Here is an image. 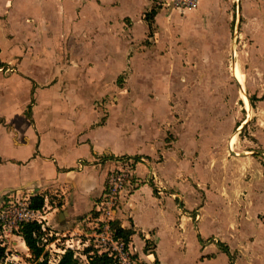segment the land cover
<instances>
[{
	"label": "rangeland",
	"instance_id": "1",
	"mask_svg": "<svg viewBox=\"0 0 264 264\" xmlns=\"http://www.w3.org/2000/svg\"><path fill=\"white\" fill-rule=\"evenodd\" d=\"M38 1L31 3L29 12L18 11L16 16L33 17L35 7L42 12L41 17L54 13L46 21L51 34L64 36L58 39L59 51L63 52L60 53L64 54L69 45L67 54L77 57L81 64L73 69L75 72L69 74L67 81L78 82L76 94L82 100L68 103L74 91L69 93L65 84H71L69 87L73 89V83L66 81L57 88L63 70L49 84H38L39 88L33 90L49 91L52 87L53 93H58V100L49 107L46 105V109L88 116L84 129L107 127L97 137V145L101 146L107 139L111 147L124 148L125 153L111 159L102 154L100 161L107 163L105 178L120 163L124 164V158L131 157L135 170L137 166L145 170L143 158L154 168L164 188L162 192L165 188L177 191L183 207L191 211L201 209L200 224L206 222L208 229L205 241L213 242L229 254L219 259L209 258L203 264H264V72L257 70L259 55H254L257 43L252 37V25L243 20L248 17L244 11L235 44V52L241 56L243 83L232 73L230 59L238 0H231L227 19L219 16L210 27L201 13L196 14V8L172 10L168 0H125L113 6L111 0H70L73 7L61 4L64 0ZM253 2L252 14L260 26L256 37L260 38L261 34L264 39V0ZM152 9L157 13L146 18ZM64 10L72 13L63 14ZM122 13L132 17L139 35H133L132 23L125 17L121 18L124 23L120 22L127 34L111 41V25L117 26L111 23V16ZM35 26L39 28L38 23ZM128 26H131L129 31ZM118 28L114 31L123 32L119 25ZM125 44L129 53L140 55L138 66L131 63L124 70L111 71V46L116 50ZM12 61L15 58L0 60V66L5 68ZM240 91L246 95L249 107L240 98ZM60 93L64 94L62 98ZM34 102L26 104L27 113H34ZM243 119L246 121L236 131ZM234 132L244 154H236L230 148ZM240 163L245 167L240 169ZM249 164L255 168L247 167ZM84 169L83 166L78 170ZM225 172L227 180L223 182ZM93 173L100 176L98 166ZM30 174L34 175L31 172L27 175ZM139 178L138 184L146 183L143 177ZM97 185L98 182H90L85 186L97 193ZM150 186L159 192L156 185ZM62 190L54 185L42 187L41 192L49 197L45 209L65 200L68 191ZM140 193L146 197L142 200L144 205L152 208L145 192ZM236 193L240 198L234 199ZM88 221L94 222L92 218ZM90 225L83 222L78 229L88 230ZM1 234L6 260L29 264L34 259L19 228L5 226ZM44 244L43 257L52 260L58 242L48 237ZM187 244L188 257L192 258L196 245L192 241ZM75 260L81 262L80 257Z\"/></svg>",
	"mask_w": 264,
	"mask_h": 264
},
{
	"label": "crops",
	"instance_id": "2",
	"mask_svg": "<svg viewBox=\"0 0 264 264\" xmlns=\"http://www.w3.org/2000/svg\"><path fill=\"white\" fill-rule=\"evenodd\" d=\"M120 1L125 0H111V6L120 4ZM34 2L39 1L0 0V60L15 58L9 66L5 68L0 66V194L6 189L19 188L24 190L20 193L30 196L32 193L25 191L36 185H39L36 193H43L41 191L44 185L58 186L63 189L62 191H68L67 196L65 200H61V203L58 200V203L45 215L47 228L60 233L87 232L90 230V224L93 223H89L88 220L92 218L94 221L97 215L94 201L102 192L106 176L107 163L100 161V158L104 154L111 159L125 152L124 148L111 147L107 139L98 146L97 137L103 130H107V127L97 125L84 129V125L89 120L88 116H77L70 114L71 112L61 114L46 109V105L49 107L58 100V93H53L52 87L49 91H34L35 88H39L38 84H49V81L63 70L57 80L59 82L57 88H60L69 78V74H74L73 69L80 68L81 65L77 57L67 54L69 45L65 48L66 54L60 53L62 51H59L58 39L64 36L51 34L46 21L53 17L54 13L49 14L47 18L41 17L42 12L35 7L33 17L23 14L20 19L17 18L18 11L29 12L31 3ZM230 2L231 0H198L194 10L196 14H202L205 24L210 27L219 16L227 19L226 10L230 7ZM237 3H240V15L244 11L248 15L247 20L243 18L244 22L252 25V37L254 43H257L254 55H259L257 70L264 72V39L261 34L260 38L256 37L260 26L252 14L254 2L238 0ZM61 4L73 7L70 0H64ZM72 10L69 12L72 13ZM140 10L141 8L138 12ZM69 12L64 10L63 14ZM237 14L238 6L236 17ZM125 17H129V23H132L133 35H139L135 32L132 17L122 13L115 17L111 16V23L117 24V26L111 25V41L121 39L127 34L124 28L121 29V22L124 23L122 19ZM139 21L142 19L139 18ZM36 23L39 24V28L35 26ZM118 25L123 32L114 31L119 29ZM131 26H128V31ZM139 56L129 53L126 44L116 50L111 46V71L124 70L130 67L131 63L137 67L140 62ZM67 82L73 83L74 91L70 94L72 99L66 95L70 101L68 103L81 101V97L76 94L78 82ZM69 86L65 84L66 88ZM62 96L64 94L60 93L61 98ZM33 100H36L33 105L34 113H27L25 106ZM90 122L92 123L91 120ZM82 148L85 150H81ZM81 157L86 159V162L79 166L78 159ZM83 166L84 170H78ZM95 166H98L100 176L93 173ZM136 170L139 177L145 174L142 166H137ZM28 172L34 175H27ZM37 174L40 176L36 177ZM89 181L98 182L97 193H93L91 188L85 186L89 185ZM139 182L140 180L134 184L131 191L122 192L121 201L114 213V219H118L122 227H129L133 231L129 248L137 262L151 264L156 259L157 264H203L209 258L219 259L222 255H229L213 242L205 241L208 229L206 222H201L202 226L200 224L203 217L200 209L202 207L199 208L200 210L191 211V208L181 205L180 194L177 191L173 192L165 188L166 191L162 193L155 192L146 181L141 184H138ZM141 191H144L152 201V208L146 207L142 202L146 197L141 196ZM47 198L49 197L46 196L44 200L46 204H48ZM64 207L66 210H62ZM63 211L66 213L62 214ZM140 211H143V214ZM83 222L90 225L88 230L78 229ZM53 238L55 239V236ZM146 240L150 242L147 249H145ZM189 241L196 245V249L192 251V258L188 257L187 242Z\"/></svg>",
	"mask_w": 264,
	"mask_h": 264
},
{
	"label": "built area",
	"instance_id": "3",
	"mask_svg": "<svg viewBox=\"0 0 264 264\" xmlns=\"http://www.w3.org/2000/svg\"><path fill=\"white\" fill-rule=\"evenodd\" d=\"M167 5L171 9L185 10L193 9L198 5V0H168ZM131 157L123 163L119 164V168L111 170L110 174L104 179V186L101 194L94 201V210L97 212L94 222L90 226V230L87 232H53L49 227L47 228L45 215L51 208L45 202L42 209L33 208L31 206L30 196L27 194L19 195L20 192H11V194L0 202V237H3L1 230H5V226L9 228H19L22 223L28 221H35L40 225L38 232L33 233V239L35 241H47L48 237L55 236V240L58 242L55 255L50 262H57L60 255L66 250L72 252L73 259L80 257L82 264H90L93 257L99 253H106L110 257V261L107 264H137L135 257L129 248V243L125 242L118 236L114 227L110 225V222L114 219V213L119 206L123 191H131L134 184H136L140 178L134 167L131 166ZM138 162L134 160V163ZM142 162L145 166V175L140 176L141 179H145L150 185H156L157 190L162 192L163 188L160 186L159 178L152 168V166L142 158ZM139 163V162H138ZM41 235V236H40ZM6 236V235H5ZM4 236V237H5ZM84 237V240H82ZM93 242V243H91ZM4 241L0 238V246H4ZM94 249H90L91 247ZM88 252H85L84 250ZM7 251L4 252V260L6 261ZM43 250H41L40 258L44 256ZM82 257L84 260H81ZM12 261V260H11Z\"/></svg>",
	"mask_w": 264,
	"mask_h": 264
},
{
	"label": "trees",
	"instance_id": "4",
	"mask_svg": "<svg viewBox=\"0 0 264 264\" xmlns=\"http://www.w3.org/2000/svg\"><path fill=\"white\" fill-rule=\"evenodd\" d=\"M153 14H155L154 9H152L148 14H146L147 15L146 18H150V16H152ZM30 200H31V206L33 208L42 209L45 200L44 193H36L30 196ZM59 203H61V200H59ZM110 225L114 227L119 237H121L127 243L130 242V236L132 235L133 232L131 228L122 227L118 219H114L113 221H111ZM39 228L40 225L35 221H28L22 223L20 226L19 233L34 258L29 264H80L81 263L73 259L72 252L70 250H66L63 254H61L57 262H50L46 257H42L41 259H39L43 242L35 241L33 239V233L38 232ZM149 244L150 242L146 240L145 249L148 248ZM4 252H5V246H0V264H18L10 260L5 261ZM110 260H111L110 257L106 253H99L98 255L96 254L94 259H92L91 264H107ZM157 262L158 261L155 259V261L151 264H157ZM137 264H150V263L138 262Z\"/></svg>",
	"mask_w": 264,
	"mask_h": 264
},
{
	"label": "bare ground",
	"instance_id": "5",
	"mask_svg": "<svg viewBox=\"0 0 264 264\" xmlns=\"http://www.w3.org/2000/svg\"><path fill=\"white\" fill-rule=\"evenodd\" d=\"M234 56H235V61H234V64H233V68L231 67V70H232V73H233V75H234V77H235V79L238 81V82H240V83H243V79H242V70H241V65H240V62H241V56H240V54L239 53H237V52H235L234 53ZM240 98L242 99V101L246 104L245 106H247V107H249V105H248V100H247V97H246V95L244 94V92H242V91H240ZM246 120H244L243 119V121L238 125V127L236 128V131L237 130H239V128H240V126H241V124L242 123H244ZM264 124V123H263ZM235 131V132H236ZM235 132L233 133L234 135H232V140L230 141V148L232 149V151L234 152V153H236V154H244L245 153V151H243L242 150V148H241V143H240V140H239V137L238 136H236L237 134H235ZM238 165H242L241 167H240V169H242V168H244L245 166H244V163H240V164H238ZM247 167H249V168H255V166L254 165H252V164H249ZM249 174H250V172H248ZM227 173L225 172L224 173V180H223V182H226V180H227ZM234 187H236V186H234ZM235 190H238V189H235ZM238 198H240V197H238V193H236L235 195H234V199H238Z\"/></svg>",
	"mask_w": 264,
	"mask_h": 264
},
{
	"label": "water",
	"instance_id": "6",
	"mask_svg": "<svg viewBox=\"0 0 264 264\" xmlns=\"http://www.w3.org/2000/svg\"><path fill=\"white\" fill-rule=\"evenodd\" d=\"M239 9H240V3H238V14H237V20H236L237 22H236L235 27L233 29V35H234L235 39H234V41H232L233 43H232V49H231L232 54H231L230 64H231V67L232 68H233L234 58H235V56H234V53H235V44L237 43V39H236V37H237V28L239 26V22H240V19H241L240 14H239ZM83 162H84V160L83 159L82 160L80 159L78 161L79 166H82L83 165ZM37 188H39L38 185H36V187H34V188L27 189L25 192H29V193L34 194L36 192ZM11 192H24V190L19 189V188H12V189L3 190L1 192V194H0V200H2L8 193H11ZM65 213H66L65 211L62 212V214H65Z\"/></svg>",
	"mask_w": 264,
	"mask_h": 264
},
{
	"label": "flooded vegetation",
	"instance_id": "7",
	"mask_svg": "<svg viewBox=\"0 0 264 264\" xmlns=\"http://www.w3.org/2000/svg\"><path fill=\"white\" fill-rule=\"evenodd\" d=\"M67 89H68V92H69V93L73 92V89H72L71 87H68ZM71 94H72V93H71ZM10 194H11V193H8V194L3 198V200H4L6 197H8Z\"/></svg>",
	"mask_w": 264,
	"mask_h": 264
}]
</instances>
